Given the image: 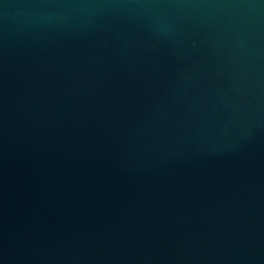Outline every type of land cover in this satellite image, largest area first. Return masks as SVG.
I'll list each match as a JSON object with an SVG mask.
<instances>
[{"label":"water","instance_id":"water-1","mask_svg":"<svg viewBox=\"0 0 264 264\" xmlns=\"http://www.w3.org/2000/svg\"><path fill=\"white\" fill-rule=\"evenodd\" d=\"M0 264H264V0H0Z\"/></svg>","mask_w":264,"mask_h":264}]
</instances>
